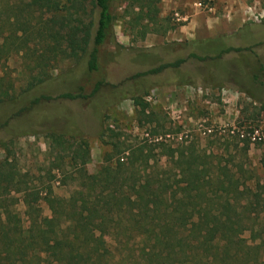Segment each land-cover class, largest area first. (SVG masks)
Returning <instances> with one entry per match:
<instances>
[{"label":"trees","instance_id":"trees-1","mask_svg":"<svg viewBox=\"0 0 264 264\" xmlns=\"http://www.w3.org/2000/svg\"><path fill=\"white\" fill-rule=\"evenodd\" d=\"M115 1L0 0V67L22 52L38 70L30 85L49 79L52 61L70 59L86 73H98L102 50L114 40ZM159 1L138 0L134 15L128 16L132 27L143 29V37L150 30L142 20L149 13L156 17ZM172 28L165 26L161 32ZM260 43L264 42L234 47L218 39L203 44L185 40L179 43L191 49L185 56L136 72L132 78L142 80L166 68H175L180 75L188 59H220L233 51L244 61L255 58L253 71L244 72V77L261 83L264 62L254 50ZM105 81L103 76L89 92L78 85L55 96L33 97L0 116V129L13 120L25 121L41 102L89 100ZM12 90L11 79L1 77L0 101L14 100ZM147 94L131 97L139 112L147 111L143 99ZM105 129V134H99L101 140L107 133L119 138L112 128ZM44 133L49 147L56 150L54 167L62 174L61 182L72 184V190L67 197L54 195L50 185L43 194L29 191L27 173H14L11 164H0V264H264L262 242L252 248L243 237L248 230L257 237L264 233L263 226L254 228L264 218V199L251 201L246 194V181L251 178L248 170H244L247 175L235 176L227 166L208 160L211 152L199 151L192 142L174 146L165 137L166 131L158 139L153 127L140 146L115 148L111 144L115 152L104 158L96 172L89 173L90 151L82 135ZM23 135L15 131V139ZM61 151H69L67 161ZM126 151V160H121L119 155ZM163 156L167 160L161 163ZM11 190L20 194L15 203L22 202L24 215L11 208L13 202L6 196ZM41 202L48 206L49 215H43Z\"/></svg>","mask_w":264,"mask_h":264},{"label":"rangeland","instance_id":"rangeland-1","mask_svg":"<svg viewBox=\"0 0 264 264\" xmlns=\"http://www.w3.org/2000/svg\"><path fill=\"white\" fill-rule=\"evenodd\" d=\"M199 2L203 7L196 5ZM137 3L138 0L114 2V40L102 50L98 73H86L82 65L70 59L52 61L48 67L49 79L30 85L29 81L38 70L35 62L22 52L0 67V78L11 79L15 96L14 100L0 101V116L14 112L41 94L55 96L78 85L89 92L96 81L103 76L106 79V84H102L89 100L61 104L56 100L55 105L41 102L25 116V121L13 120L0 129V139L3 138L0 164H11V172L27 173L29 191L38 190L43 194L50 185L54 195L67 197L73 185L61 182L62 174L54 167L57 153L49 147L44 131L82 135L90 151L86 168L94 173L104 158L115 152L111 144L115 148L121 144L135 148L142 145L144 136L155 127L158 139H163L166 131L169 138L167 134L165 137L174 146L179 142H192L199 151L213 154L208 158L213 164L227 166L235 176L247 175L244 170H248L251 178L246 181V194L251 201L264 199V139L251 141L247 136L256 128L264 132V79L260 78L261 83H253L244 77V72L253 71L255 58L248 57L244 61L232 51L220 59H188L181 66L180 75L175 68H166L142 80L132 78L136 72L185 56L191 50L179 46L185 40L203 44L206 40L218 39L223 45L234 47L264 42V0H160L156 17L149 13L142 20L150 30L144 37L141 35L143 29L137 25L132 27L133 22H129L128 16L134 15ZM165 26L173 28L162 33ZM254 50L264 62V43ZM183 73L190 77L185 78ZM145 91L148 94L143 99L148 108L142 113L131 97ZM28 125L35 129H29ZM106 127L112 128L119 138L107 133L101 140L99 134H105ZM15 131L24 135L15 139ZM244 144H247L246 151H243ZM126 154L127 151L119 155L121 160H126ZM215 154H219L218 157ZM61 155L67 161L70 154L61 151ZM166 160L163 156L160 162ZM6 196L13 202L11 208L24 215L22 202L15 203V197L19 198L20 194L11 190ZM40 206L43 215L50 214L45 202ZM258 222L255 230H260V226L264 228V218ZM260 235L257 237L249 230L243 233L252 248L262 242L264 259V233Z\"/></svg>","mask_w":264,"mask_h":264},{"label":"built area","instance_id":"built-area-1","mask_svg":"<svg viewBox=\"0 0 264 264\" xmlns=\"http://www.w3.org/2000/svg\"><path fill=\"white\" fill-rule=\"evenodd\" d=\"M196 5L198 6V7H203L202 6V4L199 2V3H196ZM240 135L242 136V137H244L243 135V132H240ZM247 136H248V138H250L251 139V141H260V140H262V139H264V132H262L260 129H258V128H256V129H254V130H252L251 132H249L248 134H247ZM166 137H168L169 138V135L167 134V136ZM176 140H177V137H176Z\"/></svg>","mask_w":264,"mask_h":264}]
</instances>
